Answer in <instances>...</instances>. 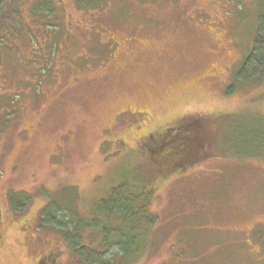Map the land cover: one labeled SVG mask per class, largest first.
I'll return each mask as SVG.
<instances>
[{
  "label": "rangeland",
  "instance_id": "1",
  "mask_svg": "<svg viewBox=\"0 0 264 264\" xmlns=\"http://www.w3.org/2000/svg\"><path fill=\"white\" fill-rule=\"evenodd\" d=\"M11 1L0 0V29L21 26ZM58 1V29L23 19L0 45L6 224L9 191L30 198L27 217L53 203L88 215L90 204L109 200L129 165L118 164L138 138L174 117L264 113V76L241 73L254 47L257 0H110L82 9ZM153 201L157 221L137 264H264L263 159L210 160L168 178ZM39 234L35 256L49 239L61 245L56 230ZM13 235L0 264H30L32 252Z\"/></svg>",
  "mask_w": 264,
  "mask_h": 264
},
{
  "label": "trees",
  "instance_id": "2",
  "mask_svg": "<svg viewBox=\"0 0 264 264\" xmlns=\"http://www.w3.org/2000/svg\"><path fill=\"white\" fill-rule=\"evenodd\" d=\"M107 1L110 0H75L80 9ZM233 1L241 6L242 0ZM257 1L260 12L254 47L240 67L244 77L255 75L256 78L259 72L262 78L264 0ZM57 4L58 0L11 1L12 8L21 15V26L24 19L49 29H58L63 23L64 13L60 17ZM16 29L4 25L0 29V45L9 36L15 37ZM89 31L92 32L91 29ZM93 31L97 32L99 29L95 31L94 26ZM45 39L47 36H44ZM86 57L89 58L90 55ZM52 63L53 57L46 61L45 69ZM232 90L233 87L229 91ZM218 157L264 160V113L249 109L189 112L142 134L130 151L129 160L119 162L118 166L121 163L129 165L115 181L116 186L110 189L109 200L96 206L95 203L90 204L89 213L85 216L80 217L71 212L70 207L67 209L53 203L42 208L39 216L27 217L23 212L27 209L30 198L22 195L15 200L16 196L9 191L7 198L11 215H16L14 223L18 222L16 225L13 223L18 237L16 245L24 249L22 242L32 236L37 238L40 245L39 233L44 229H54L61 238L60 246L52 244L51 255L53 260L57 259L54 264L60 261L65 264H137L148 249L152 227L157 221L152 206L158 186L173 175ZM118 187H122L124 191H120ZM27 218L32 220L30 232L25 223ZM12 220L9 218L8 222ZM3 249L5 247L0 246V252Z\"/></svg>",
  "mask_w": 264,
  "mask_h": 264
},
{
  "label": "flooded vegetation",
  "instance_id": "3",
  "mask_svg": "<svg viewBox=\"0 0 264 264\" xmlns=\"http://www.w3.org/2000/svg\"><path fill=\"white\" fill-rule=\"evenodd\" d=\"M16 215H11V218L13 219L11 222L7 221V224L5 225V223H3V220H0V246H3V248L5 247L4 242H5V237L8 235V232L11 231L14 233L13 238H14V242L16 244V242L18 241V237L16 236V233L14 231V224L16 225L18 222L14 223V219H16ZM31 219V218H30ZM28 220L25 219V223H26V227L27 230L30 232L31 227H32V220ZM14 223V224H13ZM30 237V235H28ZM21 238L23 239V236H21ZM35 239H36V243H35ZM23 246H25L27 248V250L31 251V262L30 264H54L56 263L57 259L55 258L53 260L52 258V252H51V248H52V244H54L50 239L47 241L46 244H44V249L43 252H41V254L39 256H35L36 250L39 247V242L37 241V238L32 236L31 238H28L26 242H22ZM38 245L37 248L35 249L34 246Z\"/></svg>",
  "mask_w": 264,
  "mask_h": 264
}]
</instances>
